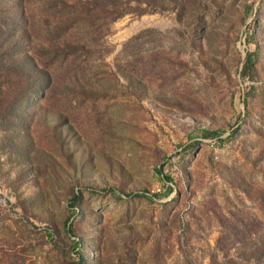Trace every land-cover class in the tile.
Here are the masks:
<instances>
[{
  "label": "rangeland",
  "instance_id": "374dc122",
  "mask_svg": "<svg viewBox=\"0 0 264 264\" xmlns=\"http://www.w3.org/2000/svg\"><path fill=\"white\" fill-rule=\"evenodd\" d=\"M0 264H264V0H0Z\"/></svg>",
  "mask_w": 264,
  "mask_h": 264
},
{
  "label": "trees",
  "instance_id": "16d2710c",
  "mask_svg": "<svg viewBox=\"0 0 264 264\" xmlns=\"http://www.w3.org/2000/svg\"><path fill=\"white\" fill-rule=\"evenodd\" d=\"M255 55H256L255 51H248L246 53V58H245V61L243 63V66H242V69H241V72H240L243 77H248V78L252 77L253 63L255 61ZM19 66L21 68H26V67L21 65V62L19 63ZM200 132H201V135H202L203 138H211V137H214V136H218V131L217 130H210V129H207V128H203V129H200ZM162 178L165 179V180H169V178L167 176H163ZM113 189L114 188H112V187L106 186V187L101 188L100 190H102V191H105V190L114 191ZM89 190L96 191L98 189H96L94 187H91V188L89 187ZM75 246H77V243H75Z\"/></svg>",
  "mask_w": 264,
  "mask_h": 264
},
{
  "label": "built area",
  "instance_id": "2783aa9c",
  "mask_svg": "<svg viewBox=\"0 0 264 264\" xmlns=\"http://www.w3.org/2000/svg\"><path fill=\"white\" fill-rule=\"evenodd\" d=\"M160 189L158 188L157 191H159Z\"/></svg>",
  "mask_w": 264,
  "mask_h": 264
}]
</instances>
